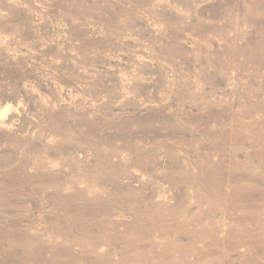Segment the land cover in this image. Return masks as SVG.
Here are the masks:
<instances>
[{"label": "rangeland", "instance_id": "1", "mask_svg": "<svg viewBox=\"0 0 264 264\" xmlns=\"http://www.w3.org/2000/svg\"><path fill=\"white\" fill-rule=\"evenodd\" d=\"M257 178L264 0H0V264H264Z\"/></svg>", "mask_w": 264, "mask_h": 264}, {"label": "bare ground", "instance_id": "2", "mask_svg": "<svg viewBox=\"0 0 264 264\" xmlns=\"http://www.w3.org/2000/svg\"><path fill=\"white\" fill-rule=\"evenodd\" d=\"M4 109H5V108H4ZM5 110H6V109H5ZM97 152H98V151H97ZM100 154H101V153H100ZM115 155H117V154H115ZM99 156L101 157V155H99ZM107 156H108V155H107ZM110 156H111V155H109L108 157H110ZM105 158H106V155L104 156V159H105ZM101 160H102V159H101ZM98 161H99V160H98ZM112 164H113V163H112ZM112 164H111V165H112ZM114 164H115V163H114ZM94 166L96 167L97 165H94ZM94 166H93V167H94ZM117 166H118V165H117ZM93 167H92V168H93ZM112 167H113V165H112ZM98 168H99V167L97 166V171H96V169H95L96 172H98ZM115 169H116V168H115ZM99 170H100V169H99ZM90 171H91V170H90ZM84 172H85V171H84ZM102 172H103V171H102ZM86 174H88V171H87ZM89 174H90V173H89ZM95 174H97V173L94 172L93 175H95ZM102 174H103V173H102ZM253 174H254V173H253ZM258 174H259V173H258ZM261 174H262V173H261ZM91 175H92V174H91ZM104 175H105V173H104ZM254 175H255V174H254ZM67 176H68V175H67ZM67 176H66V177H67ZM89 176H90V175H89ZM89 176H87V177H89ZM106 177H107V176H106ZM106 177H105V178H106ZM260 177H261V176H260ZM260 177H259V178H260ZM259 178H257V179H258V182H259L260 184L264 185V180L259 179ZM54 179H55V177H54ZM85 179H88V178H85ZM95 179H96V178H95ZM249 179H250V178H249ZM88 180L91 181V179H88ZM93 180H94V179H93ZM100 180H102V179H100ZM55 181H56V180H55ZM57 181H58V180H57ZM90 181H89V182H90ZM95 181H96V180H95ZM95 181H94V182H95ZM32 182H33V181H32ZM41 182H42V181H41ZM98 182H99V181H98ZM98 182H97V183H98ZM101 182H102V181H101ZM252 182H253V181H252ZM106 183H107V182H106ZM214 183H215V182H214ZM92 184H94V183H92ZM102 184H103V183H102ZM40 185H41V184H40ZM96 185H97V184H96ZM42 186H43V185H42ZM37 187H38V186H37ZM255 187H256V186H255ZM37 189H38V188H37ZM39 189H42V188H40V186H39ZM55 189H56V188H55ZM57 189L60 190L59 188H57ZM218 189H220V188L218 187ZM52 190H53V189H52ZM62 190H63V189H61V191H62ZM37 191H38V190H37ZM40 193H41V192H40ZM46 193H47V192H46ZM54 193H55V194H56V193L58 194L59 192H58V191H57V192L54 191ZM60 193H61V192H60ZM258 194L261 195V193H258ZM53 195H54V194H53ZM55 196H57V195H55ZM55 196H54V197H55ZM60 196H61V195H59V197H60ZM62 196H63V195H62ZM65 196H66V195H65ZM231 196H232V195H231ZM255 196H256V195H255ZM263 196H264V195H263ZM50 197L52 198L53 196H51V194H50ZM54 197H53V199H54ZM57 197H58V196H57ZM63 197H64V196H63ZM67 197H68V196H67ZM74 197H75V196H74ZM97 197H98V196H97ZM60 198H62V197H60ZM64 199H65V198H64ZM64 199H62V200H64ZM54 200H56V199H54ZM57 200H60V199L58 198ZM66 200H68V199L66 198ZM88 200H89V199H88ZM88 200L86 201L87 203H89ZM90 200H91V199H90ZM93 200H94V199H93ZM99 200H100V199H99ZM130 200H131V198H130ZM236 200H237L236 197L233 198V199H230V200L227 202V205H228L229 207H236V202H235ZM246 200H247V201H248V200H252V195H251V194H247V198H246ZM253 200H254V199H253ZM68 201H69V200H68ZM73 201H74V200H73ZM70 202H71V200H70ZM78 202H79V201H78ZM86 202H85V203H86ZM105 202H107V201H105ZM110 202H111V201H110ZM110 202H109V203H110ZM64 203H66V202H64ZM72 203L75 204V202H72ZM72 203H70V204H72ZM85 203H84V204H85ZM92 203H94V202L92 201ZM101 203H102V202H101ZM101 203H100V204H101ZM111 203H112V202H111ZM106 204H107V203H106ZM81 205H82V204H81ZM90 205H91V202H90ZM95 205H97V204H95ZM103 205H105V204H103ZM134 205H135V204H134ZM136 205H137V204H136ZM136 205H135V206H136ZM62 206H65V204L62 205ZM68 206H69V205H68ZM79 206H80V205H79ZM99 206H100V205H99ZM108 206H109V205L107 204V207H108ZM132 206H133V203H132ZM137 206H138V205H137ZM137 206H136V208H137ZM245 206H246V205H245ZM251 206L253 207V205H251ZM262 206H263V204H262ZM59 207H60V206H59ZM77 207H78V206H77ZM85 207H87V206H85ZM85 207H84V208H85ZM92 207H97V206H91V208H92ZM101 207H102V206H101ZM101 207H100V208H101ZM107 207H106V209H107ZM249 207H250V206H249ZM249 207H248V208H249ZM62 208H64V207H62ZM70 208H71V206H70ZM74 208H76V207H74ZM82 208H83V207H82ZM88 208H89V207H88ZM263 208H264V206H263ZM66 209H69V208H66ZM66 209H65V210H66ZM72 209H73V206H72ZM77 209H78V208H77ZM86 209H87V208H86ZM97 209H98V208H97ZM79 210H80V209H79ZM79 210H77V211H79ZM87 210H88V209H87ZM94 210L96 211V208H95ZM101 210H103V208H102ZM70 211H72V210H70ZM99 211H100V210H99ZM103 211H104V210H103ZM245 211H246V210H245ZM252 211H253V213H255V214H256V212L259 214V212L261 211V204L257 203V204L253 207V210H252ZM86 212H87V211H86ZM97 212H98V211H96V213H97ZM100 212H102V211H100ZM246 212H247V211H246ZM263 212H264V211H263ZM263 212H262V213H263ZM65 213H66V212H65ZM70 213H71L70 215L72 216L73 213H72V212H70ZM75 213H76V212H75ZM78 213H79L80 215H79ZM78 213H76V214H78L77 216H81V217H83L82 215H83L84 211H83L82 214L80 213V211H79ZM88 213H89V212H88ZM91 213H92V212H91ZM107 213H108V212H107ZM67 214H68V213H67ZM97 214H98V213H97ZM99 214L102 215L101 213H99ZM245 214H247V213H245ZM245 214H244V216H245ZM251 214H252V213H251ZM255 214H254V216H255ZM105 215H106V213L104 214V216H105ZM107 215H108V214H107ZM252 215H253V214H252ZM259 215H260V214H259ZM263 215H264V214H263ZM263 215H262V216H263ZM97 216H98V215H97ZM246 216H247V215H246ZM256 216H257V215H256ZM74 217H75V216H74ZM106 217H109V216H106ZM76 218H77V217H76ZM94 218H95V217H94ZM65 219H66V218H65ZM65 219H64V220H65ZM80 219H81V218H80ZM84 219H86V217H85ZM99 219H101V218H99ZM105 219H107V218H105ZM71 220H72V218H71ZM77 220H78V219H77ZM92 220H94V222H95V219H92ZM246 220H248V218H247ZM246 220H245V221H246ZM65 221H66V220H65ZM65 221H64V222H65ZM72 221H73V220H72ZM83 221H84V220H83ZM83 221H81V222H82V223L86 222V221H84V222H83ZM99 221H100V220H99ZM102 221H103V220H102ZM108 221H109V219H108ZM252 221H253V220H252ZM64 222H63V223H64ZM70 222H71V221H70ZM70 222H69V223H70ZM81 222H80V223H81ZM91 222H92V221H91ZM256 222H257V221H256ZM74 223H75V222H74ZM82 223H81V224H82ZM95 223H96V222H95ZM57 224H58V223H57ZM78 224H79V221H78ZM84 224H85V223H84ZM102 224H103V223H102ZM106 224H107V223H106ZM86 225H87V224H86ZM96 225H98V224H96ZM107 225H108V224H107ZM111 225H112V223H111ZM257 225H258V224H257ZM69 226H71V225H69ZM76 226H77V225H76ZM79 226H80V225H79ZM82 226H84V225H82ZM248 226H249V225H248ZM251 226H252V225H251ZM57 227H58V226H57ZM80 227H81V226H80ZM101 227H102V225H101ZM107 227H108V226H107ZM55 228H56V227H55ZM77 228H78V227H77ZM77 228H76V229H77ZM84 228H85V226H84ZM88 228H89V226H88ZM90 228H91V227H90ZM99 228H100V227H99ZM102 228H103V227H102ZM251 228H252V227H251ZM254 228H255V227H254ZM254 228H253V229H254ZM68 229H69V227H68ZM81 229H82V228H81ZM97 229H98V228H97ZM100 229H101V228H100ZM245 229H246V228H245ZM256 229H257V227H256ZM258 229H259V228H258ZM66 230H67V229H66ZM78 230H79V229H78ZM88 230H89V229H88ZM88 230H87V232H88ZM242 230H243V229H242ZM246 230L248 231V229H246ZM249 230H250V229H249ZM254 230H255V229H254ZM63 231H64V230H63ZM68 231H69V230H67V234H69ZM92 231H93V230H92ZM258 231H259V230H258ZM261 231H262V230H261ZM80 232H81V230H80ZM96 232H97V231H96ZM249 232H250V231H249ZM249 232H246V233H249ZM256 232H257V231H256ZM259 232H260V231H259ZM52 233H53V232H52ZM64 233H65V231H64ZM82 233H83V232H82ZM84 233H85V232H84ZM84 233H83V234H84ZM102 233H103V231H102ZM253 233H255V232L253 231ZM253 233H250V234H253ZM53 234H54V233H53ZM67 234H66V235H67ZM70 234H71V235H74V234H76V232H75V233H74V232H73V233L71 232ZM77 234H78V233H77ZM79 234H80V233H79ZM79 234H78V235H79ZM83 234L81 235V237H82V236L84 237ZM54 235H55V234H54ZM71 235H69V236H71ZM92 235H93V233H92ZM253 235L256 236L255 234H253ZM17 236L19 237V235H17ZM61 236H62V234H61ZM75 236H76V235H75ZM90 236H91V235H90ZM250 236L253 237L252 235H250ZM48 237H49V236H48ZM59 237H60V236H59ZM71 237H72V236H71ZM76 237H77V236H76ZM76 237H75V239H73V240H72V238L69 237V238L71 239V240H70V239H69V240H70V242H72V245L79 246L80 243H81V246H82V247L88 245L87 240H89V239H86V241H85V238H84V240H81V241H82V242H81V241H79L80 238L77 237V239H76ZM83 237H82V239H83ZM92 237H93V236H92ZM14 238H15V237H14ZM14 238H13V239H14ZM16 238H17V237H16ZM16 238H15V239H16ZM61 238H62V237H61ZM261 239H262V238H261ZM24 240L27 241V239H24ZM29 240H33V239H29ZM16 241H17V240H16ZM33 241H35V240H33ZM38 241H39V240H38ZM38 241H36V245H37V246H39V245L37 244V243H39ZM63 241H65V240L63 239ZM89 241H91V240H89ZM99 241H100V240H99ZM101 241H104V239H102ZM101 241H100L99 243H101ZM259 241H260V240H259ZM17 242H18V241H17ZM262 242H263V240H261V244H262ZM10 243H11V241H10ZM19 243H22V244H23V243H25V241H24V242H23V241L18 242V244H19ZM27 243H28V241H27ZM27 243H26V244H27ZM90 243H92V242H89V245H90ZM95 243H96V242H95ZM107 243H108V242H106V245H107ZM263 243H264V242H263ZM14 244H15V243H14ZM16 244H17V243H16ZM16 244H15V245H16ZM34 244H35V243H34ZM52 244H53V243H52ZM68 244H69V243H68ZM70 244H71V243H70ZM70 244H69V245H70ZM103 244H104V243H103ZM261 244H260V245H261ZM61 245H62V244H61ZM64 245H67V244H64ZM89 245H88V246H89ZM260 245H259V246H260ZM20 246H21V245H20ZM54 246H56V245L54 244ZM100 246H101V245H100ZM259 246H258V247H259ZM16 247H17V246H16ZM23 247H26V248H27V246H25V244L23 245ZM61 247H62V246H61ZM63 247H64V246H63ZM67 247H68V245H67ZM72 247L74 248V246H72ZM92 247H93V246H92ZM261 247H263V245H262ZM78 248H79V247H78ZM95 248H96V247H94V249H95ZM254 248L257 249L256 246H254ZM13 249H14V248H13ZM19 249H20V248H19V246H18V251H19ZM39 249H40V248H39ZM48 249H50V248L48 247ZM48 249H47V250H48ZM92 249H93V248H92ZM96 249H97V248H96ZM33 250H34V249H33ZM55 250H56V247H55ZM55 250H53V251H55ZM61 250H62V249H61ZM79 250H80V249H79ZM79 250H77V251L79 252ZM87 250H88V249H87ZM18 251H17V253H19ZM40 251H41V250H40ZM44 251H45V250H44ZM68 251L71 252V251H70V248H69ZM77 251H76V252H77ZM84 251H85V250H84ZM38 252H39V251H38ZM42 252H43V251H42ZM50 252H51V250H50ZM72 252H73V250H72ZM89 252H92V253H93L94 250H91V249H90ZM248 252H249V251H248ZM14 253H16V251H15ZM51 253H52V252H51ZM27 254H28V253H27ZM55 254H56V252H55ZM61 254H62V253H61ZM79 254H80V253H78V255H79ZM88 254H89V253H88ZM16 255H17V254H16ZM16 255H14V256H16ZM28 255H30V254H28ZM36 255H37V254H36ZM40 255H41V254H40ZM66 255H67V254H66ZM78 255H77V256H78ZM81 255H82V254H81ZM86 255H87V254H86ZM86 255H85V256H86ZM89 255H90V254H89ZM91 255H92V254H91ZM93 255L95 256V252H94ZM11 256H12V255H11ZM30 256H31V255H30ZM43 256H44V255H43ZM58 256H60V255H58ZM71 256L73 257V255H71ZM79 256H80V255H79ZM83 256H84V255H83ZM38 257H39V256H38ZM49 257H50V256H49ZM66 257H67V256H66ZM74 257H75V256H74ZM25 258H26V257H25ZM29 258H31V257H29ZM41 258H42V257H41ZM70 258H71V257H70ZM79 258H80V257H79ZM84 258H85V257H84ZM89 258H91V257H89ZM66 259H67V258H66ZM81 259H82V258H81ZM102 259H103V258H102ZM48 260H49V259H48ZM61 260H62V258H61ZM70 260H71V259H70ZM74 260H77V259L74 258ZM91 260H92V258H91ZM93 260H94V259H93ZM54 261H55V260H54ZM63 261H64V260H63ZM68 261H69V260H68ZM72 262H73V260H72ZM72 262H71V263H72ZM76 262H78V261H76ZM91 262H92V261H91ZM45 263H46V262H45ZM64 263H65V262H64ZM73 263L75 264V262H73ZM66 264H67V263H66Z\"/></svg>", "mask_w": 264, "mask_h": 264}, {"label": "clouds", "instance_id": "3", "mask_svg": "<svg viewBox=\"0 0 264 264\" xmlns=\"http://www.w3.org/2000/svg\"><path fill=\"white\" fill-rule=\"evenodd\" d=\"M8 110H5V114L7 113Z\"/></svg>", "mask_w": 264, "mask_h": 264}]
</instances>
